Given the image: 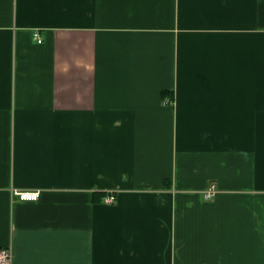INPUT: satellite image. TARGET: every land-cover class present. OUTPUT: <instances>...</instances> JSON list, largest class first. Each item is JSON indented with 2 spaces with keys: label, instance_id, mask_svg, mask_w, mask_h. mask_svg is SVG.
<instances>
[{
  "label": "crops",
  "instance_id": "obj_1",
  "mask_svg": "<svg viewBox=\"0 0 264 264\" xmlns=\"http://www.w3.org/2000/svg\"><path fill=\"white\" fill-rule=\"evenodd\" d=\"M1 248L264 264V0H0Z\"/></svg>",
  "mask_w": 264,
  "mask_h": 264
},
{
  "label": "built area",
  "instance_id": "obj_2",
  "mask_svg": "<svg viewBox=\"0 0 264 264\" xmlns=\"http://www.w3.org/2000/svg\"><path fill=\"white\" fill-rule=\"evenodd\" d=\"M34 37L38 41V43H42V36L39 32L34 33ZM16 195L21 199L25 201H38L40 194L38 192H30V191H18L16 192ZM215 191L214 189H211L207 192L205 195V198L207 200H210L214 197ZM116 201V196L114 194H110L107 197H105V203L107 204H113ZM11 263V252L8 249L1 248L0 249V264H10Z\"/></svg>",
  "mask_w": 264,
  "mask_h": 264
}]
</instances>
